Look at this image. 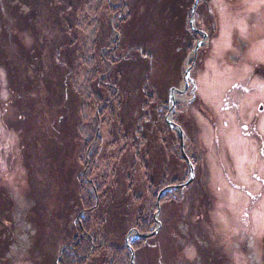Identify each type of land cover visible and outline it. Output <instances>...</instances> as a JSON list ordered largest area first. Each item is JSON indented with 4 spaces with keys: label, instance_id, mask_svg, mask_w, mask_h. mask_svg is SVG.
Masks as SVG:
<instances>
[{
    "label": "rangeland",
    "instance_id": "374dc122",
    "mask_svg": "<svg viewBox=\"0 0 264 264\" xmlns=\"http://www.w3.org/2000/svg\"><path fill=\"white\" fill-rule=\"evenodd\" d=\"M50 1L0 0V264H55L76 219H89L79 211L95 199L93 185L105 194L101 207L117 205L110 223L103 210L90 218L103 247L93 260L125 264L111 247L126 246L134 229L118 206L138 191L131 212L153 221V234L159 208V230L132 233L129 240L149 243L134 264H264V0H192L191 39L178 35L185 0L172 9L127 0L116 48L131 58L112 69L96 44L120 25L121 2L63 0L76 25L64 31ZM21 16L28 23L15 21ZM99 77L110 80L98 87ZM167 121L181 128L179 140ZM85 154L98 159L81 180ZM168 173L182 184L159 189L154 182Z\"/></svg>",
    "mask_w": 264,
    "mask_h": 264
},
{
    "label": "trees",
    "instance_id": "16d2710c",
    "mask_svg": "<svg viewBox=\"0 0 264 264\" xmlns=\"http://www.w3.org/2000/svg\"><path fill=\"white\" fill-rule=\"evenodd\" d=\"M91 1L92 0H84L82 2V4H87V3L91 2ZM118 1L121 2V6L119 7V9H117L118 12L114 13V15L117 14V21L116 22H118L117 25H119V24L120 25L117 27V30L113 29V30L110 31V38L107 39V42H105V43L101 42V43L96 44L97 47L99 48V50L103 51V52L100 51L99 59L103 63H106V65L110 69L115 68L114 67L115 63L119 64V63H122V61L126 60L127 58L128 59L131 58L130 53L123 55V57H119V56L117 57V52H118L117 48L119 47V45L117 46V48H116V45H117L118 39H116L114 42L112 41L113 33H116V34L120 35L119 34L120 33V28L123 26L122 23L126 22V19L124 21H122V19H121L122 13L124 11H128L129 10V8H128L129 7V5H128L129 3H128L127 0H118ZM135 1L138 2L137 0H135ZM165 1H166L165 5H166L167 8H171L172 9L173 8V4L174 5L176 4V3H172L173 2L172 0H165ZM63 2H64L63 0H53L52 2L50 1L51 4H55V6L58 7V8L55 9V15H56V18L58 19V21L60 22L61 29H63L64 31L66 29H67V31H70L71 28L72 27H76V25H73L72 23L69 24L68 21L64 18L65 12L61 10L62 9L61 6H62ZM192 4H193L192 0H185L184 2L182 1L181 3H178V7H177L178 8V17H179V20H180V22L178 21L179 22L178 35H181L180 38L188 36V38L191 39V34L188 33L190 31L187 30V28H189V26L187 25L186 20H188V18H189V15H190L189 12H190ZM0 5L2 6L1 8L3 9V6H4L3 2H1ZM166 7L164 6L163 9H165ZM67 8L68 9L69 8L74 9L75 6H74L73 3H69V5H67ZM171 13H172V11L170 12V14ZM14 15H18V11L17 10L15 11ZM126 16H128V13L126 14ZM12 21H13V17H12ZM15 21H17V22L21 21V22H24L25 24L28 23L27 22L28 21L27 18L26 17H22V16L20 17V19H16ZM199 25H201V24H198V26ZM11 27L12 26H11V23H10L8 28H5L4 30L11 29ZM201 27H203V26H201ZM99 32H100V29L97 28L96 31H95V35H98ZM119 44H120V42H119ZM60 47L63 48L65 46L62 44V45H60ZM13 48L17 49V46H13ZM119 50H120V47H119ZM20 53H21V51H20ZM147 55L148 54H144V57L147 56ZM17 60L21 61V56H19L17 58ZM56 61L59 62V58H58V60L56 59ZM60 64H62L61 60H60ZM108 72L109 71H106V74ZM120 72H121V70H117L116 74L119 75ZM110 73H112V72H110ZM109 74H107V75H109ZM107 79L110 80V77L106 78V79H104L102 77H99L97 82H96V86L99 87L101 85H104L102 83V81L103 80H107ZM115 84H116V82L112 83V85H114V87H111L112 90H115V87H116ZM155 97H156V95L153 93V95L151 96V99L154 100V102L156 100ZM109 102H110L109 100L108 101H103V102L100 101V102H97L98 103L97 105L98 106H105V105H108ZM164 104H165V101H164ZM94 115H95V118L98 121V123L96 125V129H95V133H94L95 136L93 137V142H98V144H100L101 142H100L98 129H99V122H100V120L102 118H101V114H100L99 109L94 112ZM139 134H140V132H138L137 135H139ZM133 139L137 140L135 138H133ZM135 147H136V145H135ZM135 150H138V149L135 148ZM97 159H98V155H96L93 159H91V157L89 155L87 156L85 154V157H84V160H83L84 168L82 169L83 172L80 174V178H81V176L83 174L85 175V170L87 169L88 165L91 166V164H93L94 167L96 168L95 160H97ZM170 176H171V174L168 173V175H164V176H162L159 179V181H158L159 183L155 181L154 184L155 185H160L159 189H162V188L165 189L166 187H169V186H176L178 184L180 185V184H182V181L184 180L183 176H178V177L174 178L172 181L168 182ZM85 178L86 177H84V179ZM181 178H183V179L182 180H178V179H181ZM81 180H82V178H81ZM176 180H178V181H176ZM167 185H169V186H167ZM91 189H92V191L94 193L95 199L92 202H90V203L84 202L83 205L81 203V208H80V211H79V212H84L85 216L87 218H89V219L87 220V222L86 221L83 222L79 218L76 219L75 222L77 224H75L73 226V234H71L70 240L67 243L68 246L65 247L64 249H62V251L59 253V256L55 260V264H115V260H113L111 262L110 261L108 262L104 258L102 260H97V259L93 260V255H96L99 251H102L103 247L97 244V241L95 239L96 236L94 234L91 235V233H90V224H91L90 223L91 222L90 218L93 215L94 216L93 217L94 221H97V219L99 218V213H101V211L103 210V211H105V214H103L104 218L102 220L103 225L105 224V221H107L106 223H110V221H112V220H110V217L112 216V214H111L112 204L116 205V203L114 202V200H112V202H110V204H111L110 207H108V209H106V208L104 209V207L103 206L101 207V205H99V203H97V201L99 202L100 196L103 197L105 194H100L101 191H99V189H96L94 185L91 186ZM128 189L129 190L126 191V194H127V192H130L132 194V192H133L132 188H128ZM138 194H139L138 191H136L135 194H133L132 196L131 195L129 196V200H127V201L123 200L122 202L119 201L120 202V206H118V208H120L119 211H122L123 209H126L125 216L129 217L130 224H131L129 226L130 228H128L129 230H127L128 232L131 231L132 229H134V230H137L139 232V234L146 235V234H150L151 232H153V229H152V226L154 225L153 221L152 222L146 221L145 218H142L141 217V212L138 209L135 210V211L133 209L132 212H131V206H132L131 202L133 204V201H136L138 206L140 204V202H139L140 198L137 197ZM166 200L167 199H165V197H163L160 202H164ZM163 206H164V208L167 207L164 204H163ZM155 207H156V205H155ZM116 208H117V205H116ZM108 210H110V211H108ZM115 212H116V210H114V213ZM99 219H101V218H99ZM162 224H163V222H162ZM127 231L124 233L123 238L126 235V233H128ZM142 241L148 242V240H144V239ZM113 242L114 241H112V243ZM122 242L125 243V240H122ZM107 243H108V241H107ZM148 246H149V243H144L142 245L139 242H133L132 240H130V247H131V249L134 252L135 259L137 260V263L140 260L139 256L145 253V251L148 249ZM111 248L113 249L112 250V254H113V258L112 259H114L116 257V255H117L118 258H122V255H125L126 256L125 257V261H126L125 264H130V253H129V251H128L126 246H124L122 244H119V245L113 244ZM155 251H156V253L159 256H160V252H163L162 249L158 248V247L155 248ZM163 254L165 255L164 252H163ZM98 258H100V257H98ZM116 264H120V262L116 261Z\"/></svg>",
    "mask_w": 264,
    "mask_h": 264
},
{
    "label": "water",
    "instance_id": "95a60500",
    "mask_svg": "<svg viewBox=\"0 0 264 264\" xmlns=\"http://www.w3.org/2000/svg\"><path fill=\"white\" fill-rule=\"evenodd\" d=\"M196 4V3H195ZM195 4L193 5V7L191 8V17H193V15H194V8H195ZM192 24V23H191ZM203 38H205V36H203ZM196 49H198V46L196 47ZM195 49V50H196ZM189 72H188V70L185 72V76H184V81H185V83L188 81V78H189ZM173 92L175 93V92H177V93H182L181 91H175V90H173ZM167 124L171 127V128H173L174 130H176L178 133H179V135L181 136L182 135V132H181V130L178 128V127H176L174 124H171V123H168V121H167ZM182 144V143H181ZM183 157H184V160H185V162L187 163V165H188V168H189V170H190V173L192 174V167H191V165H190V163L188 162V160H187V158L183 155ZM190 174V175H191ZM192 176L190 177V179L184 184V185H182V186H179V187H176V188H185L186 186H187V184L188 183H191L192 181ZM157 201L159 202V197H158V199H157ZM158 207H159V204H158ZM158 210H159V208H158ZM157 210V213H156V216H155V222H156V224H157V230H159V224L157 223V219H156V217L158 216V214H159V211ZM157 230H156V232H154L153 234H149V235H138L137 234V232L135 231V230H132L128 235H127V237H126V247H127V249H128V251H129V253H130V264H134V253H133V250L131 249V247H130V245H129V238H130V236L132 235V233H135V235H137L138 237H141V238H149V237H151V236H153V235H155L156 233H157Z\"/></svg>",
    "mask_w": 264,
    "mask_h": 264
},
{
    "label": "flooded vegetation",
    "instance_id": "af4514ba",
    "mask_svg": "<svg viewBox=\"0 0 264 264\" xmlns=\"http://www.w3.org/2000/svg\"><path fill=\"white\" fill-rule=\"evenodd\" d=\"M1 21V20H0Z\"/></svg>",
    "mask_w": 264,
    "mask_h": 264
}]
</instances>
